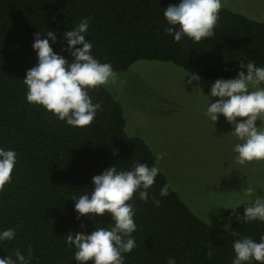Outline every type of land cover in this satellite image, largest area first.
Returning <instances> with one entry per match:
<instances>
[{
  "label": "trees",
  "instance_id": "1",
  "mask_svg": "<svg viewBox=\"0 0 264 264\" xmlns=\"http://www.w3.org/2000/svg\"><path fill=\"white\" fill-rule=\"evenodd\" d=\"M177 3L0 0V147L18 154L11 182L0 191V231L14 228L16 238L0 244V258L17 249L27 256L30 247V264H77L66 235L90 234L95 227H109L112 221L108 213L93 219L85 215L78 221L72 197L90 193L92 178L110 166L129 170L136 162L155 165L161 173L149 189L147 202L136 194L130 201L137 225L132 234L136 247L125 254L124 264H167L169 257L177 264H232L234 239L250 236L259 242L264 237V222L243 223L237 218L253 201L226 209L225 217L232 220L229 230L197 217L172 187L173 175L157 163L158 150L150 139L149 144L128 134L135 133L127 114L134 108L119 101L112 89L113 93L98 86L89 91L102 108L93 123L82 128L68 126L42 106L26 101L23 79L38 63L32 47L34 34L54 31L58 42L52 44L49 39L50 46L71 61V55L63 51L67 47L64 33L82 18H91L86 39L93 44V56L111 63L119 73L141 60L170 62L204 79L236 76L240 62L254 61L264 67V20L250 19L222 5L213 37L194 42L185 36L175 42L165 32L169 25L163 9ZM175 161L183 177L176 175L177 180L189 185L190 176L185 175L178 157ZM165 184L168 195L161 197ZM152 197L160 200L159 207ZM81 224L86 227L81 229Z\"/></svg>",
  "mask_w": 264,
  "mask_h": 264
},
{
  "label": "clouds",
  "instance_id": "2",
  "mask_svg": "<svg viewBox=\"0 0 264 264\" xmlns=\"http://www.w3.org/2000/svg\"><path fill=\"white\" fill-rule=\"evenodd\" d=\"M221 7L222 0H179V3L163 9L169 25L165 32L175 42L185 36L194 42L211 38L215 35ZM90 19L82 18L78 25L64 33L67 47L63 51L71 55V61L54 52L50 46L49 39L52 44L58 42L54 31H48L46 35L34 34L32 47L38 63L26 72L23 79L28 103L42 106L72 127L82 128L93 123L102 105L93 102L89 91L115 83L118 78L111 63H102L92 54L93 44L86 39ZM238 68L235 77L220 78L210 85L208 94H205L208 97L205 115L213 124L223 116L234 125L230 133L240 142L234 145L233 152L236 153V162L245 165L254 160H264V67L249 61L240 62ZM200 81L199 74H186L183 86L187 84L202 91ZM212 98L218 99L212 102ZM258 120L259 126L256 124ZM17 155L15 150L0 147V191L11 182ZM165 156L166 153L157 152V163ZM160 173L159 167H149L141 162H136L129 170L110 166L92 178L94 188L90 193L72 197L78 221L85 215L93 219L103 217L105 213L110 214L112 221L109 227H95L90 234L81 231L66 235V243L75 249L74 261L77 264H124L125 254L136 247L132 234L137 225L134 205L130 201L136 194L147 202L149 189ZM168 187L165 184L160 189L161 197L168 195ZM246 193L253 195L255 189L249 187ZM152 200L154 206H160V200L155 197ZM237 218L243 223L264 222V197L257 196L244 209L243 216ZM80 227L84 229L86 226L81 224ZM229 229L230 225H225V230ZM233 235L238 236L235 232ZM15 238L14 228L0 231V244ZM232 248V264H264V237L259 242L250 236L238 237L233 240ZM31 254L30 247L27 256L17 249L14 258L13 255L0 258V264H30ZM167 264H177V261L169 257Z\"/></svg>",
  "mask_w": 264,
  "mask_h": 264
},
{
  "label": "rangeland",
  "instance_id": "3",
  "mask_svg": "<svg viewBox=\"0 0 264 264\" xmlns=\"http://www.w3.org/2000/svg\"><path fill=\"white\" fill-rule=\"evenodd\" d=\"M222 5L250 19L264 20V0H222ZM117 73L116 82L105 87L134 108L127 114L135 133H129L128 121L126 131L166 153L160 164L173 175L172 187L197 217L211 226L225 228L232 221L225 217L226 209L264 197V160L238 164L233 148L240 141L230 133L234 125L223 116L213 124L205 115V94L220 78H201V91L183 86V77L189 74L183 69L170 62L148 60L137 61L127 71ZM256 124L259 126L260 121ZM177 157L185 175L190 176L189 185L177 180L176 175L182 177ZM249 187L255 189L253 195L246 193Z\"/></svg>",
  "mask_w": 264,
  "mask_h": 264
}]
</instances>
